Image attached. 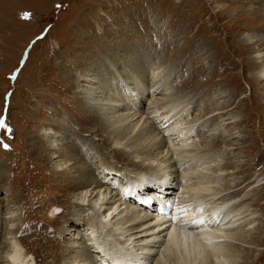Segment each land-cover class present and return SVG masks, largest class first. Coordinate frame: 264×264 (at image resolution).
Wrapping results in <instances>:
<instances>
[{
    "label": "rangeland",
    "instance_id": "374dc122",
    "mask_svg": "<svg viewBox=\"0 0 264 264\" xmlns=\"http://www.w3.org/2000/svg\"><path fill=\"white\" fill-rule=\"evenodd\" d=\"M256 5L252 0H0V117L6 118L0 128V241L6 234L1 220L16 209L18 240L27 252L45 264L61 254L59 230L67 224L54 217L63 211V218L69 216L64 207L69 193L53 185V166L37 138L44 128L87 138L98 130L79 99L81 73H95L109 86L113 75L142 71L147 86L153 68H165L173 93L193 98L186 104L189 112L199 100L212 110L208 100L216 106L224 92L221 102L232 104L225 111L239 122L240 143L231 146L237 148L232 156L246 150L240 177L250 169L264 174V82L253 79L259 65L244 44L264 34V7ZM255 13L259 22L253 21ZM191 113V120L201 114ZM192 137L199 145L200 137ZM221 148L212 146L217 154ZM262 184L264 178L256 186ZM256 194L262 199L256 239L264 241V189ZM260 245L263 257L257 254L255 264H264Z\"/></svg>",
    "mask_w": 264,
    "mask_h": 264
},
{
    "label": "bare ground",
    "instance_id": "6f19581e",
    "mask_svg": "<svg viewBox=\"0 0 264 264\" xmlns=\"http://www.w3.org/2000/svg\"><path fill=\"white\" fill-rule=\"evenodd\" d=\"M252 2L264 7V0ZM254 15L253 21L259 22V15ZM262 36L244 43L255 52L259 67L253 79L260 82H264ZM140 72L113 75L109 86L95 73L79 74L85 82L78 87L79 99L98 121V130L87 138L44 128L37 138L53 166V185L69 193L64 205L69 216L63 218V211L54 217L64 219L68 227L57 234L63 244L58 260L51 264H255L264 241L256 239L262 199L253 193L259 196L258 189H264L263 184L256 186L264 174L256 176L250 169L240 177L247 164L242 166L246 150L239 158L232 156L237 148L231 146L239 145L240 134L237 117L225 111L232 106L230 100L221 102L224 92L216 106L209 99L212 110L203 100L195 101L191 112L201 114L191 120L192 113L185 108L193 98L173 93L165 68H153L148 90ZM195 133L204 134L199 145L192 137ZM212 146L222 147L219 154ZM223 157L228 160L225 165ZM175 186L181 190L175 224L161 223L136 205L165 204ZM19 216L12 209L1 220V225L6 223L1 261L45 264L18 240Z\"/></svg>",
    "mask_w": 264,
    "mask_h": 264
},
{
    "label": "snow or ice",
    "instance_id": "6c2138e0",
    "mask_svg": "<svg viewBox=\"0 0 264 264\" xmlns=\"http://www.w3.org/2000/svg\"><path fill=\"white\" fill-rule=\"evenodd\" d=\"M29 17V14H24V17L23 18H28ZM5 117H0V128H3L5 126ZM10 131V129H8Z\"/></svg>",
    "mask_w": 264,
    "mask_h": 264
}]
</instances>
